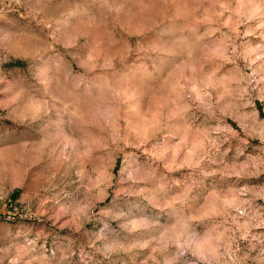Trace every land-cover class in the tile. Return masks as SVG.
I'll use <instances>...</instances> for the list:
<instances>
[{
  "label": "rangeland",
  "instance_id": "1",
  "mask_svg": "<svg viewBox=\"0 0 264 264\" xmlns=\"http://www.w3.org/2000/svg\"><path fill=\"white\" fill-rule=\"evenodd\" d=\"M0 264H264V0H0Z\"/></svg>",
  "mask_w": 264,
  "mask_h": 264
}]
</instances>
